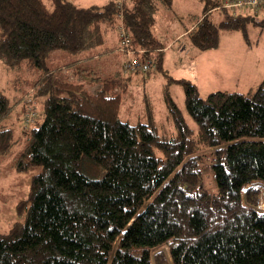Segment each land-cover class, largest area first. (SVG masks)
Returning a JSON list of instances; mask_svg holds the SVG:
<instances>
[{"label":"trees","instance_id":"obj_1","mask_svg":"<svg viewBox=\"0 0 264 264\" xmlns=\"http://www.w3.org/2000/svg\"><path fill=\"white\" fill-rule=\"evenodd\" d=\"M195 1L200 14L178 16L174 0H0V64L26 73L29 89H0V162L16 148V172L41 168L0 231V264H264V77L206 96L169 78L183 86L184 111L165 85L168 129L120 118L130 77L164 72L162 31L179 22L176 37L207 51L221 30L246 42L249 24L264 27V0L253 12L231 6L238 0ZM115 51L122 69L85 67ZM54 54L69 62L53 66ZM32 100L39 115L28 117Z\"/></svg>","mask_w":264,"mask_h":264},{"label":"rangeland","instance_id":"obj_2","mask_svg":"<svg viewBox=\"0 0 264 264\" xmlns=\"http://www.w3.org/2000/svg\"><path fill=\"white\" fill-rule=\"evenodd\" d=\"M72 1L81 7H88L100 5L106 0ZM174 3L175 12L178 16H183L188 12L201 13L200 6L195 0H174ZM246 8L244 12L247 10L254 11V8L249 5ZM184 19L187 21L185 23L187 25L193 23L186 18ZM257 20H261V18L258 17ZM162 22L161 24L166 26L169 21L164 18ZM176 25L169 28L167 33L161 32V35L166 36L169 40L165 46L164 54H162V70L166 76L159 70L155 76L151 74L143 77L133 74L130 77L127 95L125 94L122 101L120 113L122 120L131 123H152L153 121L159 129L166 128V108L162 97L165 85H168V91L174 102L184 111L183 86L178 83H168L169 78L184 79L193 83L201 96H206L214 91L246 92L250 88L254 89L262 80L264 76V27L260 28L259 25L249 24L246 29V42L239 32L221 30L219 32V44L216 48L199 51L190 45L186 37H176L184 29L183 25L179 24V27ZM165 26H162L163 30ZM108 57V59H106L107 55L101 56L99 59L93 57L85 61L87 63L85 67L94 72L121 68L122 55L115 51ZM67 60L66 57L54 54L51 64L53 66L62 65ZM66 72L68 76H71L70 71ZM26 75V73H21L20 76L14 77V74L7 73L0 64V89L13 94V88L22 85L24 89L29 90L26 84L28 80ZM84 78L87 80L88 76ZM89 89L94 91L95 86H91ZM33 92L32 90L27 92L23 101L26 98L28 101ZM145 95L148 97L146 99L151 106V120L147 113L148 108L145 107ZM30 104H33V109L29 112L28 117L30 115L38 116L37 108L34 107V100ZM189 124L195 127L190 119ZM17 153L18 150L14 148L11 154L0 162V231L8 229L13 221L11 217L13 206L19 200H26L31 176L41 171V168L37 167L22 173L16 172L13 163ZM205 173L209 174L204 175L206 186L214 185L212 173L210 171ZM262 199L264 200L263 192Z\"/></svg>","mask_w":264,"mask_h":264},{"label":"built area","instance_id":"obj_3","mask_svg":"<svg viewBox=\"0 0 264 264\" xmlns=\"http://www.w3.org/2000/svg\"><path fill=\"white\" fill-rule=\"evenodd\" d=\"M259 0H238L236 3L231 4L234 8L241 7V6H251L252 8H255V6L259 5ZM118 34L121 37V45L122 48L124 49L123 51L126 53L127 56H130L132 54L131 49H130V39L127 36L126 32L119 27ZM137 63L135 60L130 58V64L129 68L133 70L135 67H137ZM149 67V63L144 64L141 68L142 69H147ZM259 189V188H257ZM257 211L264 213V200H261V202L257 206Z\"/></svg>","mask_w":264,"mask_h":264},{"label":"crops","instance_id":"obj_4","mask_svg":"<svg viewBox=\"0 0 264 264\" xmlns=\"http://www.w3.org/2000/svg\"><path fill=\"white\" fill-rule=\"evenodd\" d=\"M264 77V76H263ZM251 89V88H250ZM249 90V89H248Z\"/></svg>","mask_w":264,"mask_h":264}]
</instances>
